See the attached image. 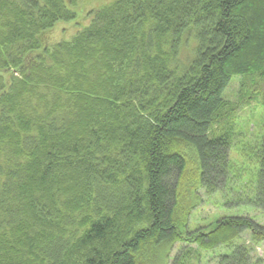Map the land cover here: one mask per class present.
<instances>
[{
    "label": "trees",
    "instance_id": "16d2710c",
    "mask_svg": "<svg viewBox=\"0 0 264 264\" xmlns=\"http://www.w3.org/2000/svg\"><path fill=\"white\" fill-rule=\"evenodd\" d=\"M72 1L0 0V264H191L222 247L218 264H254L264 226L188 221L230 175L226 90L264 79V0H119L49 46ZM258 159L264 211V133Z\"/></svg>",
    "mask_w": 264,
    "mask_h": 264
},
{
    "label": "rangeland",
    "instance_id": "374dc122",
    "mask_svg": "<svg viewBox=\"0 0 264 264\" xmlns=\"http://www.w3.org/2000/svg\"><path fill=\"white\" fill-rule=\"evenodd\" d=\"M117 1L119 0H79L76 7L69 5L68 8L77 14V19L58 24L50 34L51 39L47 44L53 46L59 42L72 41L78 31H83L91 24L95 11L109 7ZM62 30L65 34L61 33ZM193 44L191 39L189 47H183L181 59L184 62L192 55ZM224 97L237 107L233 117L234 141L230 155V175L221 189L213 195L201 191L202 204L191 214L188 221L189 230L208 228L224 217H249L264 226V211L254 204L260 172L258 153L264 133V79L234 78ZM251 239L252 231L247 230L242 240L251 244ZM180 249L181 245L178 244L172 256H176ZM194 249L197 252L196 246ZM229 252L226 247L211 252L200 251L198 253L201 258L193 259L191 264H218L219 256ZM252 259L254 264H264V242L255 246Z\"/></svg>",
    "mask_w": 264,
    "mask_h": 264
}]
</instances>
